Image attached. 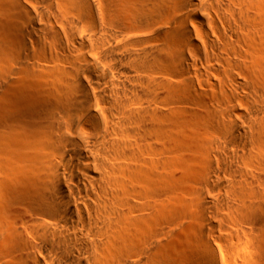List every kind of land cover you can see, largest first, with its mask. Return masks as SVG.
Returning a JSON list of instances; mask_svg holds the SVG:
<instances>
[{
    "label": "bare ground",
    "instance_id": "obj_1",
    "mask_svg": "<svg viewBox=\"0 0 264 264\" xmlns=\"http://www.w3.org/2000/svg\"><path fill=\"white\" fill-rule=\"evenodd\" d=\"M0 264H264V0H0Z\"/></svg>",
    "mask_w": 264,
    "mask_h": 264
}]
</instances>
